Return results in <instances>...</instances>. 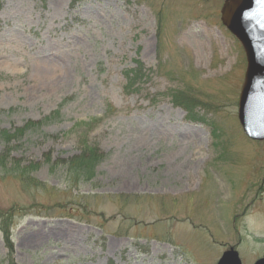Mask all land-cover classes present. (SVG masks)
Segmentation results:
<instances>
[{
    "label": "rangeland",
    "instance_id": "obj_1",
    "mask_svg": "<svg viewBox=\"0 0 264 264\" xmlns=\"http://www.w3.org/2000/svg\"><path fill=\"white\" fill-rule=\"evenodd\" d=\"M222 2L0 0V126L58 111L12 141L6 165L38 161L32 182L0 172L12 243L9 254L0 216V264H216L230 245L242 264L264 255V139L237 117L246 56ZM180 91L204 121L187 118ZM84 134L107 153L89 179L56 162Z\"/></svg>",
    "mask_w": 264,
    "mask_h": 264
},
{
    "label": "water",
    "instance_id": "obj_2",
    "mask_svg": "<svg viewBox=\"0 0 264 264\" xmlns=\"http://www.w3.org/2000/svg\"><path fill=\"white\" fill-rule=\"evenodd\" d=\"M220 19L239 39L246 56L238 120L247 136L264 139V0H223ZM216 264H242V261L238 250L230 245ZM253 264H264V255Z\"/></svg>",
    "mask_w": 264,
    "mask_h": 264
},
{
    "label": "trees",
    "instance_id": "obj_3",
    "mask_svg": "<svg viewBox=\"0 0 264 264\" xmlns=\"http://www.w3.org/2000/svg\"><path fill=\"white\" fill-rule=\"evenodd\" d=\"M142 64L137 62L135 67L127 69L125 71L126 81L123 88L126 92H131L137 89L135 87L136 80L141 77ZM174 101L176 104L182 106L186 112V116L192 121H204V117L197 111L199 103L196 102V98L192 96H187L182 93V91L177 92L174 95ZM5 111V109L0 108V115ZM57 110L45 115L43 118L38 120H26L24 123L16 126L2 127L0 126V138L4 143V150L0 153V172L6 173L7 171L13 172L18 178L22 180L25 184H30L32 178L29 176V172L36 169L39 166V162L31 163L30 165H21L20 160H12L11 166L8 168L6 165V160H8L10 151L13 148L12 141L20 140L25 136L26 133L32 130H41L42 126L47 122L54 120ZM85 123V122H84ZM89 125V124H88ZM86 134L81 138V149L77 154L71 155L65 159L59 158L57 163L63 164L66 170L76 176L77 178L89 179L95 174L96 165L107 156V153L102 151L96 142H89L86 138ZM38 183V181H35ZM0 216L2 217L1 228H6L4 230V236L6 237V245L9 247V254L12 253V243L9 237V220L5 219L4 216H8L9 211H0ZM12 216V215H11ZM8 260V259H7ZM5 264H16L13 259L6 261Z\"/></svg>",
    "mask_w": 264,
    "mask_h": 264
}]
</instances>
